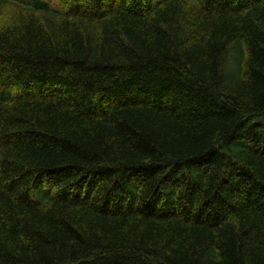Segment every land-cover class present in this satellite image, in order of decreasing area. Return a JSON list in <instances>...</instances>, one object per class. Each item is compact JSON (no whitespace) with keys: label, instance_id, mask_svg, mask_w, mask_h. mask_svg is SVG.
<instances>
[{"label":"trees","instance_id":"1","mask_svg":"<svg viewBox=\"0 0 264 264\" xmlns=\"http://www.w3.org/2000/svg\"><path fill=\"white\" fill-rule=\"evenodd\" d=\"M0 264H264V0H0Z\"/></svg>","mask_w":264,"mask_h":264}]
</instances>
